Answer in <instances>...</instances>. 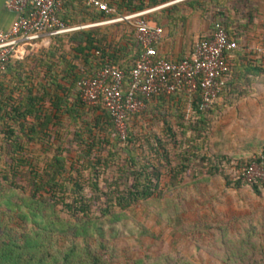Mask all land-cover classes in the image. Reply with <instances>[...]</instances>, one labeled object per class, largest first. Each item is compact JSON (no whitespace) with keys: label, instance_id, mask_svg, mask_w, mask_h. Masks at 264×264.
<instances>
[{"label":"crops","instance_id":"crops-1","mask_svg":"<svg viewBox=\"0 0 264 264\" xmlns=\"http://www.w3.org/2000/svg\"><path fill=\"white\" fill-rule=\"evenodd\" d=\"M99 1L111 6L113 13L99 14L90 7L87 0H60L58 16L65 25L78 27L71 32L72 34H94V38L100 39L98 46L104 49L108 61L113 60L120 67L131 64L137 44L131 29L125 23H105V21L134 12L143 13L150 24L162 30L160 39L154 44L156 55L165 60L177 61L188 56L191 46L197 41L191 38L199 39L202 35L208 34L210 22L216 19L238 46V49L228 52L225 56L230 77L214 109L216 118L222 120L225 114L228 118L234 119L241 118L240 115L247 113H264V0H197L201 2V5L196 7L185 5L184 1L174 0L154 4H151L150 0ZM4 2L5 0H0L1 30L7 29L15 18L13 12L4 8ZM171 7L174 8L171 9ZM110 33L115 35L112 36ZM44 41L48 44L42 49L20 59L24 60L21 63V69L17 70L15 66L17 60L9 61L0 78L4 93L13 83L12 76L18 72L25 78V82L32 84H44V82L47 84L52 76H55L56 82L59 81V71L63 70L61 68L65 63H59L58 52L48 48V39ZM62 49H64L63 45ZM64 52L65 60L63 61H68L72 65V72L77 77L82 73H89L93 67L102 62L97 60L98 55H94L96 50L93 49L89 51V58L86 61H83L80 56L75 60H67L69 58L67 51ZM26 66L29 68H25ZM36 91L41 92L39 88L32 90L33 93ZM47 92L51 91L47 89ZM181 100H184L181 95L154 98L150 101L152 108L150 112L160 110L163 112L164 109L176 110ZM82 106L85 111L90 109L83 104ZM64 121L67 124V121ZM213 122L211 121L210 125ZM166 124L170 128L171 122ZM206 125L209 124L206 123ZM179 128H181L180 124ZM210 132L206 133L204 143L201 142L203 134L200 137L201 141L196 146L199 156L211 160L216 155L229 159H242L237 158L234 149L232 151L229 149L232 144L225 139L227 133L220 128L214 130L212 137L223 138L221 141L217 140L220 143H214L212 139L211 150L207 154L204 146L209 140ZM156 139L163 144L161 139L155 137L150 140L153 147L156 146ZM263 149L264 144L260 152H263ZM154 160L155 164H161L160 160ZM161 171V177L167 176L164 169ZM193 179L201 184L208 181L217 183L220 192L227 193L228 200L221 203L218 201L216 206L215 203H211L210 215L217 214L219 217H214L210 221V229L206 227L207 220L204 222L196 220L194 233L189 234L197 239L195 247L192 248L189 244V249L150 250V264H167V259L172 253L182 259L181 264H264V191L259 190L255 193L246 186L226 185L221 176L215 173L202 172L195 174ZM182 181L185 184L188 179L184 178ZM166 183L167 181L160 179L158 188L164 190ZM203 232L205 233L201 234ZM177 233L176 236L181 235L182 232ZM183 236L181 237L187 240L188 234L183 233ZM150 237L152 238L151 234ZM187 257L199 259L192 262ZM208 257L210 263L202 260Z\"/></svg>","mask_w":264,"mask_h":264},{"label":"rangeland","instance_id":"rangeland-1","mask_svg":"<svg viewBox=\"0 0 264 264\" xmlns=\"http://www.w3.org/2000/svg\"><path fill=\"white\" fill-rule=\"evenodd\" d=\"M110 35L114 36L115 33ZM64 40L62 50L68 52ZM178 106L176 110L164 109L163 112L160 110L151 113L149 102L141 111L128 117L126 130L133 138L137 156L153 158L150 140L156 137L162 140L163 148L170 159L185 146L195 147L196 149L191 150L196 156V159L193 158L195 168H198L200 156L196 146L201 141L200 137L203 134L201 142L204 143L206 133L211 131L204 146L208 154L211 150V140L220 143L223 138L212 137V133L218 128L227 133L225 139L231 142L229 149H234L237 158L248 159L261 151L264 144V113H247L234 119L225 114L221 120L210 110L200 116L195 114L190 111V104L186 99L181 100ZM96 113L98 112L94 107L90 108L86 111L85 118ZM161 116L171 122L172 136L165 131ZM198 120L209 125H205L201 131L195 129L194 133L189 129L191 124L199 122ZM211 121H214L212 125ZM65 124L62 120V125ZM69 132L63 155L73 160L78 155L72 143L71 127ZM218 139L220 141H217ZM122 147L123 143L115 144L114 149L119 156H123ZM31 152L33 155L39 153L37 148H32ZM50 153L49 148L41 159L48 157ZM41 164L42 161H39L38 167ZM202 164L204 171L208 167L205 161ZM97 169L98 185L102 188L101 180L112 176L115 168L109 165L103 171L102 167ZM71 175L75 173L72 172ZM81 176L85 179L87 172L81 171ZM187 179L189 180L183 186L165 191L161 188L162 192L158 198L148 199L123 210L113 208L103 216L98 210L101 207L99 202L102 201L99 199L91 204L88 217H73L59 204L53 205L45 195L32 198L29 186L22 177L11 178L14 185L0 182V264H93V261L95 264H150V250L189 249V244L193 248L197 243V239L190 236L195 230L194 223L196 220H207L205 224L210 229V221L219 217L217 214L210 215L211 203L216 206L218 201L226 202L228 195L225 191L220 192L219 185L215 182L201 184L196 178ZM167 180V176L161 177V181ZM84 192L88 194L86 187ZM65 202H69V199H65ZM179 231L182 232L181 235L176 236ZM183 233L188 234L187 240L183 238ZM172 254L168 257L167 264H181L182 259ZM197 258L187 257L192 262ZM202 260L210 263L209 257Z\"/></svg>","mask_w":264,"mask_h":264},{"label":"trees","instance_id":"trees-1","mask_svg":"<svg viewBox=\"0 0 264 264\" xmlns=\"http://www.w3.org/2000/svg\"><path fill=\"white\" fill-rule=\"evenodd\" d=\"M161 1L169 0H150V3ZM183 1V4L187 6L201 5V2L199 3L197 0ZM107 6L113 10L111 6ZM173 8L171 7V9ZM96 11L105 15L101 11ZM57 17L59 18L58 12ZM61 21L63 22V20ZM216 22L218 21L214 19L210 24V30L213 23ZM226 34L231 38L228 33ZM93 35L90 33H69L46 38L49 40L48 48L58 52L59 63H65L61 68L63 70L59 71L58 82H56L55 76H52L47 84L45 82L44 84H32L28 81L25 82V78L18 72L12 76L13 83L5 93L0 82V182L14 185L11 178L22 177L26 185L29 186L32 198H39L41 194L45 195L53 205L59 204L73 217L77 215L88 217L87 213L91 204L99 199L102 201L99 202L101 207L98 210L103 216L113 208L123 210L148 199L158 198L162 192L158 188L162 174L161 169L165 170L168 177L164 191L183 186L184 178L193 179L195 174L202 172L220 175L226 185L241 186L239 181L230 180L219 166L221 161H228L229 158L216 155L211 160L200 156L198 161L200 167L195 168L193 158L196 156L191 150L196 149L195 147L185 146L182 151L170 159L163 144L156 139L155 147L150 144L154 155L153 158L151 157L153 160L151 161L144 156L136 155L133 147L134 141L128 130H126L123 139L115 134L109 117L100 105L94 107L98 113L90 114L87 119L85 118L86 111L77 98L75 89V81L78 77L72 72V65L68 61H63L65 52L62 50V41L65 39V44L68 46L66 54L69 58L67 60H75L80 56L83 61H86L89 58V51L93 49L98 53L97 60L116 65L112 58L110 59L112 61H108L104 49L98 46L100 39L94 38ZM206 38L207 34L202 35L199 39L206 40ZM82 42L83 45H81ZM46 44H48L47 41L41 40L30 44L26 47L25 56L42 49ZM139 52L140 48L137 45L131 63ZM23 61L17 60L15 63L17 70L21 69ZM8 63L5 64L0 78ZM129 66L118 67L125 73ZM36 88H39L41 92L33 93L32 90ZM47 89L51 92H47ZM224 89L225 87L219 92L207 111L210 110L214 113ZM178 95L183 96L189 102L190 111H194L199 116L204 113L197 111V93L188 97L182 94L174 96ZM63 119L67 121L65 127L62 126ZM160 120L166 126L165 131L169 136H172L170 128L166 124L167 121L163 116ZM198 121L191 124L190 131L196 133L195 129L201 131L205 127V122ZM69 127L72 128V143L75 145L78 155L73 160L63 155L65 154L63 148L68 143L67 136L70 134ZM116 143H123V156H119L115 151ZM106 146L107 148H105ZM32 148H37L39 153L33 155ZM49 148L51 149L50 155L41 159ZM188 149L189 151H187ZM154 159L160 160L161 164H155ZM233 160L242 164L248 159ZM39 161H42L40 167L37 165ZM203 161L208 165L204 171L202 170ZM109 165L114 166V173L108 179L101 180L103 187L100 188L97 168L102 167L103 171ZM83 170L87 172L85 179L81 176ZM72 172L75 175H71ZM85 187L88 189V194L84 192ZM249 188L257 193L259 190L264 191V184L261 186L252 185ZM65 199H69V202H65ZM93 264H95L94 261Z\"/></svg>","mask_w":264,"mask_h":264},{"label":"built area","instance_id":"built-area-1","mask_svg":"<svg viewBox=\"0 0 264 264\" xmlns=\"http://www.w3.org/2000/svg\"><path fill=\"white\" fill-rule=\"evenodd\" d=\"M87 3L103 14L113 13L99 0H87ZM59 5L60 0H5L4 8L13 12L15 18L7 29H0V75L6 63L25 56L30 44L78 29L65 25L57 17ZM108 22L125 23L140 52L125 73L117 65L102 62L89 73H82L75 81V89L84 106H101L120 139L125 136L128 117L141 111L152 99L177 94L188 97L197 93V111L205 112L228 82L225 56L238 46L219 22L213 23L206 40L198 39L188 56L177 61L156 55L154 44L162 30L150 24L143 13L116 16L105 21ZM219 166L230 180H237L241 185L264 184V152L252 155L242 164L228 159Z\"/></svg>","mask_w":264,"mask_h":264}]
</instances>
